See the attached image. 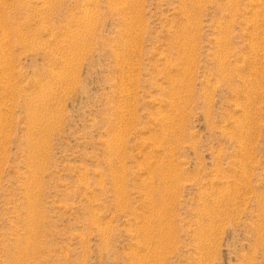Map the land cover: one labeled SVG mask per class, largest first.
Segmentation results:
<instances>
[{
  "label": "rangeland",
  "instance_id": "rangeland-1",
  "mask_svg": "<svg viewBox=\"0 0 264 264\" xmlns=\"http://www.w3.org/2000/svg\"><path fill=\"white\" fill-rule=\"evenodd\" d=\"M0 264H264V0H0Z\"/></svg>",
  "mask_w": 264,
  "mask_h": 264
},
{
  "label": "bare ground",
  "instance_id": "bare-ground-1",
  "mask_svg": "<svg viewBox=\"0 0 264 264\" xmlns=\"http://www.w3.org/2000/svg\"><path fill=\"white\" fill-rule=\"evenodd\" d=\"M195 1V0H194ZM161 193V192H160Z\"/></svg>",
  "mask_w": 264,
  "mask_h": 264
}]
</instances>
